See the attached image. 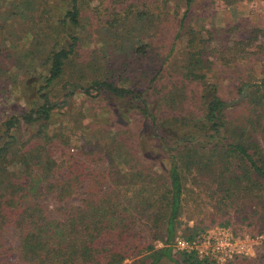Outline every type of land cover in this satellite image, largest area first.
I'll list each match as a JSON object with an SVG mask.
<instances>
[{
  "label": "rangeland",
  "instance_id": "obj_1",
  "mask_svg": "<svg viewBox=\"0 0 264 264\" xmlns=\"http://www.w3.org/2000/svg\"><path fill=\"white\" fill-rule=\"evenodd\" d=\"M7 1L11 5L19 2ZM85 2L84 32L76 59L79 68L85 66L90 77L95 76L94 70H110L113 81L144 91L151 116L143 113L144 103L133 96L119 98L105 92L92 98L79 89L68 105L57 100L64 107L52 128L68 136L72 150L86 158L83 171L91 179L63 205L83 207L88 184H95V176H107L104 188L127 196L121 220L134 244L140 243V253L131 254L124 263L133 264L150 253V246L163 247L167 240L168 212L162 207V195L168 188L166 170L171 156L163 149V140L175 147L177 135L195 130L193 123L203 119L205 86H216L222 98L239 103L230 114L238 122L248 113L241 104L246 94L241 85L264 81V0L194 1L186 28L193 29L197 42L201 40L190 47L203 59L196 69L200 77L185 76L188 37L180 33L187 9L184 0ZM2 3L0 0L1 8ZM36 5L32 20L14 26L11 37L0 46L4 48L0 53V124L29 109L25 92L30 88L26 84L36 80L34 71H47L43 61L51 43L40 34L51 32L49 14L59 12L62 4L60 0H37ZM128 6L135 16H148L152 21H127L128 25L118 29L120 33L129 29L127 35L143 32L148 54H132L126 48L130 46L127 41L122 49L116 46L120 38L111 32L117 28L110 31L109 27L119 10ZM2 14L0 9V24L6 13ZM65 81L54 94L62 97L66 91L60 93V89ZM81 84L89 83L84 79ZM182 166L185 193L172 242L175 255L195 249L200 258H209L214 264H264V204L258 198L232 192L227 185L220 188L208 171L189 173L186 165ZM260 194L263 202L264 192ZM46 200L55 206L53 198Z\"/></svg>",
  "mask_w": 264,
  "mask_h": 264
},
{
  "label": "trees",
  "instance_id": "obj_2",
  "mask_svg": "<svg viewBox=\"0 0 264 264\" xmlns=\"http://www.w3.org/2000/svg\"><path fill=\"white\" fill-rule=\"evenodd\" d=\"M3 1L0 9L2 15L6 14L0 24V46L11 37L14 26L32 20L31 13L37 6V0H19L12 5ZM184 1L187 9L180 23V33L188 37L185 76L200 77L196 69L201 67L203 59H198L190 47L195 43L199 45L201 40L197 42L193 29L186 28V18L195 0ZM60 2V11L49 14L51 32L43 30L40 34L51 44L47 60L43 61L46 74L34 71L36 80L26 84V88H30L27 89L29 94L25 92L29 109L0 124V264H125L131 254L140 253V243L134 244L121 220L122 204L127 196L108 192L104 188L107 176L101 175L97 179L95 176V184L87 186V204L83 207L63 205L91 179L90 174L83 171L86 158L80 151L72 150L69 137L53 129L52 123L60 108L68 105L79 89L92 98L101 97L105 92L119 98L133 96L144 103L143 113L151 116L148 99L144 91L137 92L135 88L113 81L110 70H94L95 76L90 77L85 66L79 68L76 59L84 32L86 2ZM131 7L119 10L113 22L110 21L109 29L117 28L111 32H116L120 38L116 46L122 49L127 41L130 46L126 48L132 54H148L149 43L144 40L143 32L127 35L129 29L126 34L118 29L128 25L127 21H152L148 16H135ZM3 51L4 48H0V53ZM65 79L60 93L61 90L66 92L62 97L54 94ZM84 79L89 83L86 86L81 84ZM241 90L246 93L241 104L248 110L242 120L236 122L230 116L239 103L225 100L216 86L207 85L202 95L203 119L193 123L195 130L184 136L177 135L175 147L163 140V149L171 156L166 170L168 188L162 195V207L168 212L167 240L163 247L150 246V253L133 264H214L209 258H200L195 249L180 251L177 255L173 250L176 220L185 193L182 165H186L189 173L208 171L220 188L227 185L232 192L258 198L264 204L260 194L264 192V81L244 83ZM55 146L60 149L55 150ZM47 197L55 200V206L51 207Z\"/></svg>",
  "mask_w": 264,
  "mask_h": 264
}]
</instances>
